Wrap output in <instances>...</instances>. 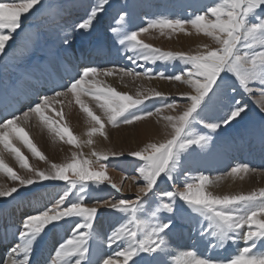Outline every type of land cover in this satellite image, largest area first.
Masks as SVG:
<instances>
[{
    "label": "snow or ice",
    "instance_id": "6c2138e0",
    "mask_svg": "<svg viewBox=\"0 0 264 264\" xmlns=\"http://www.w3.org/2000/svg\"><path fill=\"white\" fill-rule=\"evenodd\" d=\"M38 4L42 6V0H0V56L6 54V45L13 34L19 35L18 29L23 31L21 17ZM110 7V0H98L87 19L75 25V30H91L94 22H99L101 14ZM115 24L109 29L113 42L126 54H131L126 55L131 64L143 68L147 64L156 65L158 61H179L183 67L172 75H166L164 71L153 68L137 71L118 66L85 65L68 83L56 85L51 94L38 93L36 100L19 114L0 113V173L17 185L0 189V198L15 199L14 194H19L21 188L43 181L65 182L58 198L24 217L16 234L17 242L6 250L2 264H264V188L246 194L215 195L209 188L219 178L213 181L203 173L193 177L184 171V162L190 157L212 150L211 133L243 120L247 105L236 98L237 92L249 95L257 92L264 98V0H218L190 18L161 15L149 19L139 28L132 26L131 13L124 5L117 13ZM187 26L198 35L211 38L215 47L204 45L192 53L163 52L139 38L150 29L159 30L161 35L165 30L190 35ZM61 44L65 50L71 47L70 33L65 32ZM115 73H119L121 79L174 81L185 85L189 91L182 94V104L165 102L153 112L146 110L145 102L154 97L168 101V97L158 91L151 94L137 91L133 96L117 91L100 79ZM69 95L90 119L88 145L93 144L91 137L97 133L107 139L106 124L113 128L121 124L132 125L164 109L176 111L182 107L183 110L176 115L162 117L166 121L165 127L170 129L163 142L148 143L142 149L127 154L140 162L135 169L137 175L132 177L134 181H143L142 186L137 187L135 199L99 196V193L107 191L101 187L106 181L108 187L121 191L106 174L110 165L99 162L110 158L118 160L125 155L123 152L109 154L93 150L91 155L96 157V161L78 159L73 153L71 162L52 163L51 171L46 172L34 169L21 151L18 145L27 148L34 158L46 161L24 127L33 117L48 126L61 140L67 137L68 144L79 146L77 137L67 126L55 127L45 115L51 110L63 120V109L57 110L56 105L62 104L61 98ZM82 97L95 101L101 115L95 114ZM222 101L228 102L224 105V114L214 122L205 119ZM261 111L264 112V106ZM197 125H202L209 132L199 131L195 127ZM259 135L264 146V127ZM5 154L31 175H18L6 163ZM254 171L248 165L237 164L230 167L227 175L240 176ZM181 172L185 176L183 190L176 186ZM169 182L174 190L160 188L161 184L168 185ZM77 187L79 194L70 198ZM99 207L117 215V223L101 241L110 250L103 255L94 248L100 239L95 229ZM65 225L70 228L65 238L57 242L46 259H36L39 244L49 233ZM185 229L192 244L177 256L173 251L172 237ZM241 242L243 245L227 259L210 254L229 243L239 245ZM200 247H204L203 254Z\"/></svg>",
    "mask_w": 264,
    "mask_h": 264
},
{
    "label": "bare ground",
    "instance_id": "6f19581e",
    "mask_svg": "<svg viewBox=\"0 0 264 264\" xmlns=\"http://www.w3.org/2000/svg\"><path fill=\"white\" fill-rule=\"evenodd\" d=\"M79 5H80V3H76V2L72 3L71 7L67 11H65V13H67L65 15L66 16L68 15V19L64 23L61 22L60 13L59 14L57 13L56 15L54 14L53 16H51L50 14H45L41 17L42 23L41 22H39V23H41L42 25H45V24L50 25V27L48 25V27L46 28V31H47L48 35H52V38H53V36H56V37H59L61 40V38L64 36L65 32L70 33V35L72 37L73 34H72L71 28L73 26H75L76 24L80 23V21H81L80 19L75 18L76 17L75 16L76 8ZM197 5L198 4H196V6ZM39 6H41V5H39ZM33 9H31L29 11V13L23 15L21 17V20L23 21L24 19H27L28 21L29 20L32 21L34 18V14H31ZM108 18H109L108 23H105L104 25L102 24V26H96V24L94 23L93 28L91 30H85V31H89V34H91L94 32V30L97 29L95 32H98V34H96V35L100 36V35L104 34V41L99 42V39H98V42L92 43L91 45H88V46L80 47L79 49H76V50H72L75 46L74 45L75 42L74 43L72 42L71 47H70L72 51L69 53L70 57H71L70 58L71 64H68V62H67L68 58H69V56L67 54H65V53L59 54V52H56V50L49 52V55L53 59H56L58 64L62 67V73H63L62 75L65 76V78H68V76L71 77L73 66L75 69H78L79 67L81 68L85 65H95V66H99V67H103V66L108 67L109 65L111 66V65L115 64V65L123 67V68H135L137 71H143L146 68H153L155 71H161V70L164 71L166 75H172L175 72L182 69L183 65L180 62H176V63H174V65H170V63H164V62L158 61L156 65L147 64V65H144L143 68L139 67L138 65L131 64L130 61L126 58V55H131V54L130 53L126 54L122 49H120L119 45H116L113 42L112 34L109 31V29L111 28V23H113L112 24L113 27L116 26V24L114 25L116 17L114 18V16H112V14H110L108 16ZM41 24H37V25H41ZM28 26H29V24H28ZM14 36H16V35L13 34V37ZM179 36H181V35L179 34ZM12 39H10L9 41H11ZM183 39H184V37H181V38L179 37L180 41H183ZM81 41H82V39H81ZM187 41H188V44H187L188 46L184 47V51L188 52V53H192V52H195L197 50H200L203 48L204 45H209V46L212 45V43H211L212 40L204 38L201 34L198 36L193 35ZM189 42H192V43L189 44ZM193 42H197V45H195V43L193 44ZM48 47H50V46L48 45ZM47 52L48 51H46L45 54H48ZM32 54L33 53L31 50L28 51L26 53V55L21 54L25 57H17V59L15 60V64L16 65H22L23 67L28 66L27 64L29 63V60L33 61L30 59V58H32L31 57ZM57 55L59 56V59H57ZM60 55H62V57ZM61 58H63V60H61ZM53 59H52V61H53ZM43 60H44V58H43ZM59 61L64 62L65 66L61 65ZM37 62H38V60H37ZM43 62H46V60ZM47 65L49 66L48 63H47ZM40 66H42V64H40ZM51 68H53V67H51ZM39 70H41V68ZM26 71H28V70H26ZM48 72H49V70H48ZM29 74H31V73L29 72ZM30 77H31V75H30ZM35 77L37 78V75ZM69 80L70 79H67L66 81H69ZM102 80L104 81V83L106 85H110L113 88H118L119 83L122 82L123 86L126 87V88H124L126 90L131 89L135 92L140 91V92L145 93V94H151V92H157L158 91V92L165 94V96H167L169 94L170 95L173 94L178 99H182V94L189 91V89L185 85H182V84H180L178 82H174V81L170 82V81H167L164 79H151V80H149L146 78H141V79L133 80L130 77H124L123 79H119L118 77L113 75V76H108V77H102ZM39 81H41V80H39ZM40 85H43V84H41V83L37 84V82L34 83L33 81L31 83V87H33L35 89H37V87ZM54 85H55V83H54ZM45 86H47V85H45ZM53 88H54V86L50 85V88H48V89H53ZM254 93H255V98H253L254 102L256 100L259 103L260 107L264 106V98H261L259 93H257V92H254ZM238 95H240V93ZM5 99H7V98H5ZM9 103H10V101H9ZM9 103L3 105V108H5L4 109L5 112L6 113L16 112L17 107L12 106L11 107L12 109H11V108H9ZM226 103H228V102L222 101L220 105H218L217 107L212 109L207 114L205 119L214 122L219 116L224 114V111L226 110L224 105ZM252 103H253V101H252ZM25 108L26 107L24 104L23 107L21 108V110L25 109ZM255 113H257V112L255 111ZM85 115L81 114L79 117L78 115L74 116L71 114V116L68 119H66L64 121H60L61 127L67 126L69 128V130L71 131V133L77 137V141H78L79 146H73V145L68 144L67 143V137H65L64 140H61L59 137L51 134L48 131H47L48 134H47V132L43 133L42 127L40 126L41 123L40 124L39 123L34 124V126L32 127L33 128V132H32L33 143L37 146L38 150H40L42 152V154L46 157V161H41L38 158H36L35 159L36 160L35 166H32V167L34 169L47 172V171H51L50 165L52 163L64 164V163L71 162L73 153L77 154L78 159H79V156L80 157L82 156L81 157L82 159H89L90 161H96V157L91 155L93 150H95L97 153H109V154L112 152H116V153L123 152L125 155L123 157H120L118 160L110 158L109 161H100L99 163H105V164L110 165L106 169V174L112 183L117 184L121 188V193H120L121 195H117L116 192L113 193V195H115L116 198H121L122 196H124V198L126 199L127 198L126 196H130V197L135 196L137 194L136 193L137 188H136L134 183L141 182V184H143V181L140 179H136L135 181H133V180H131L132 178H125V176L129 172L132 173L133 171H135L138 163H140V162L133 160V158L129 157L127 154L130 151H137V150L142 149L148 143L163 142L167 138V133L170 131L169 128L165 127L166 121H164V123H161L160 125L158 123L153 124L150 121H145L144 125L140 127L138 132H136L135 135L130 137V140H128V142L134 143V145H131L130 143L127 144L126 142L125 143L122 142V138H119V137H115L112 140H110L109 137L107 139H105L103 136L99 135V133H97L91 137V139L94 142L92 145H88L87 141L89 139V136L87 135V133L91 130V122H90V119L87 117V115H86V117H85ZM99 115H101V113ZM167 115H176V111L167 110L165 116H167ZM254 119H256L254 116H252L251 118H246L247 127L245 126L246 124L245 125L242 124V125H244V127L246 128L247 131H248V129H250L252 127V125H250V124H253L252 121ZM244 120H245V118L243 120H241L239 123H242ZM34 122H36V121H34ZM236 124H238V123L233 122L232 125H230L228 127H222L217 132L211 133V135L213 136V144L219 145L220 142H222V141L229 142V134L231 133L233 136L234 142H236V145L230 144V150H232L234 153H236V151H238L236 149L239 145L242 149V151L239 154L236 153L234 155V157H233L234 163L232 165L235 166L237 164H245L248 166L264 169V146L261 145V141L259 138L260 136H256L255 138H253V137H251L252 136L251 134H250L251 136L249 135L250 132L249 133H243L242 132L243 129L241 128V126L238 129L235 128L234 125H236ZM198 126H199V128L198 127L197 128L199 129V131L205 132V133L209 132V130L203 128L202 125H198ZM252 129H253V127H252ZM229 130H230V133L228 134ZM238 131H241L242 133H239ZM249 139H251V140L249 141ZM197 150H199V149H197ZM218 154L220 156V152L217 153L216 155H218ZM222 154L223 153H221V155ZM206 158H208V157H206ZM216 158H218V157H216ZM92 167H98V165H92ZM184 169H188V168H186L184 166ZM193 169H195L194 165L192 168L190 167V170L187 171V173L193 177L198 176L199 174L195 173ZM184 171H186V170H184ZM23 173H25L24 170L22 171V174L20 172L17 174L21 176V175H23ZM181 173H183V172H181ZM250 173H254V172H250ZM256 174H258L261 177H264V172H256ZM184 179H185V176H184V174H182L181 177L176 181V186H179L180 190H183L182 186H183ZM213 181H217V179H215ZM64 185H65V182H62V181H47V182L42 183V184H40L37 187L32 188V189L30 188L27 190H23L21 188L19 194H14V196L16 197L15 199H12L11 197L0 198V264H2L3 259L5 258L6 250L17 242L16 234L20 230V226L23 222L24 217L26 215H29V214H34L35 212H37L40 209H43L45 207V204H43L44 203L43 199L46 198L50 192L54 191V193H56L58 190L63 191ZM168 185H170V186L169 187L163 186L162 189L167 188V190H174V186L171 184V182H169ZM258 185H260L261 187H258ZM7 188H9L8 183L6 182L4 175H2V173H0V189H7ZM260 188H264V178L261 180V183L252 186L251 184L248 183V175L247 174H241L240 176L228 175L225 180H221V181L218 179V182L213 184L209 188V190L211 192H213V194H215V195H230V194H240V193L246 194V193L253 191V190H259ZM74 191H76V192L72 193V198L79 194L78 187ZM102 195H100V197ZM149 195H151V193ZM48 199H49V197H48ZM144 199H147V198H144ZM99 211H100V209H99ZM19 212H21V214H19ZM106 212H107L106 209L98 212L99 214H98V218H97L96 225H95L96 232H98L100 234V239H98L96 241V243L94 244V248L98 249V252L100 255H103V254L110 251L109 249H107L106 245L101 242L102 240L106 239V234H107L105 232V229H104L105 225L102 224L104 221H106L104 219ZM18 215H23V218H19ZM13 216H15L14 219H13ZM110 222H111V224H110L111 225L110 230H111V228L117 223V219H110ZM69 231H70L69 226L65 225L63 228H57L55 230V232L49 233L48 236L39 244L35 258L38 260L46 259L49 256V254L53 252L54 247L56 246L57 242L63 240L65 238V236L69 233ZM172 241H173V251L177 256H180V254L186 248L191 247V244H192V241L189 239V235H188L187 230H186V233H184V234L181 233V231H178L172 237ZM242 245H243V242H241L239 245L229 243V244L225 245L224 253H222V249H214L211 251L210 254L215 258L225 259L224 258L225 253H227L225 255L231 256V254H233L234 250L236 249L235 247H240ZM199 251H200V253L203 254L204 253V247H200ZM169 260L171 261V257H169Z\"/></svg>",
    "mask_w": 264,
    "mask_h": 264
},
{
    "label": "rangeland",
    "instance_id": "374dc122",
    "mask_svg": "<svg viewBox=\"0 0 264 264\" xmlns=\"http://www.w3.org/2000/svg\"><path fill=\"white\" fill-rule=\"evenodd\" d=\"M74 1L76 3H80V5L77 6V8H76V13H75V16H76L75 18L80 19L81 20L80 22H83L84 20L87 19V15L90 12L91 7L96 6V4L98 2V0H74ZM74 1L73 0H45V1L43 0L42 1L43 5L39 6L40 4H38L33 9V11L31 12V14H34L33 20L28 21L27 19H24L22 21L23 22L22 23L23 31H20L18 29L17 31L19 32V35L14 36L11 41H8V44L6 45V50H5L6 54L0 56V98H1L0 99V113H3L4 115H10L11 114V113H6L4 110L5 108H3V105L8 104L10 101L9 108H11L12 106H16L17 111L15 113L19 114V112L21 111V108L23 107L24 104H25V107H27L32 101L36 100L38 93L51 94L52 89H48V88H50V85H53L54 87L56 86V84L54 85V83H55L54 77L59 81L60 84L61 83L66 84V83H68V81H66L67 79H71L72 77L77 75V72L80 70V67L78 69H75L73 66L71 77L68 76V78H65V76L62 75L63 74L62 73V67L58 64L56 59H53L49 55V52L56 50V52H59V54L60 53L67 54L69 56L67 62H68V64H71V60H70L71 57H70L69 53L72 50H76V49H79L80 47L91 45L92 43L98 42V39H99V42L104 41V34H102L100 36L96 35V34H98V32H95L97 29L94 30L93 33L89 34V31H83V33H82L80 31L75 30L74 29L75 26H73L71 28L72 34H73L72 35V42L73 43L75 42V44H74L75 46L72 50H71V48H69L68 50H65V47L61 44V40L59 37L53 36V38H52V35L47 34L46 28L48 27L49 24L48 25L47 24L42 25L41 24L42 23L41 17L45 14H50L51 16H53L54 14L56 15L57 13L58 14L60 13L61 22L64 23L68 19V15L67 16L65 15V14H67V13H65V11H67L71 7L72 3H75ZM217 2H218V0H110L111 5H113V6L110 8H107L106 11L101 14V16L99 17V22H94V23L96 24V26H102V24L104 25L105 23H108V21H109L108 16L110 14H112V16H114V18L115 17L117 18V13L120 11L121 7L124 5H127L128 7L130 6L128 8V10L131 13L132 26L134 28H139V27H143L149 19L156 17V16H161V15L176 16V17L187 19V18H190V16L197 14L198 12L205 11L207 9V7L213 5L214 3H217ZM196 4H198V5L196 6ZM39 22H41V23H39ZM28 24H29V26H28ZM37 24H41V25H37ZM112 24L113 23H111V27H113ZM114 25H115V23H114ZM49 27H50V25H49ZM187 27H188V30L191 32L190 35H186L183 32H170L168 30H166L164 32V34L161 35L159 30L150 29L149 30L150 32H147L144 34L142 33L139 38L141 40H143L144 43L150 44L155 48H159L163 52H168V51L185 52L184 47L188 46L187 40L190 37H192L193 35L198 36V34L195 32V30L191 29L190 26H187ZM179 34L181 36H179ZM179 37L180 38L184 37L183 41H180ZM203 37L211 40V38H209V37H205V36H203ZM81 39H82V41H81ZM191 43L192 42H189V44H191ZM194 43H195V45H197V42H193V44ZM211 43H212L211 47H215V44L213 43V41H211ZM48 45H50V47H48ZM30 50L33 53L31 56L32 58H30V59L33 61L29 60V63L27 64L28 66H26V67H23L22 65H16L15 60L17 59V57H25L23 55H26V53ZM46 51H48L47 52L48 54H45ZM21 54H23V55H21ZM60 56L62 57V55H60ZM50 57L53 59V61ZM43 58H44V60H43ZM37 60H38V62H37ZM45 60L49 64V66L47 65L46 62H43ZM61 60H63V58H61ZM39 62H42V66H40ZM176 62H179V61H176ZM176 62H168V63H170V65H174V63H176ZM113 66H117V65H115V64L111 65V66L109 65L108 67L103 66V68H112ZM51 67H53V68H51ZM118 67H120V66H118ZM40 68H41V70H39ZM26 70H28V71H26ZM48 70H49V72H48ZM29 72L31 74H29ZM30 75H31V77H30ZM36 75H37V78L35 77ZM114 76L121 79L119 73H115ZM102 77H104V76L100 77L101 80H102ZM39 80H41V81H39ZM32 81L34 83L37 82V84L41 83L43 85H40L37 87V89H35V88L31 87ZM45 85H47V86H45ZM124 88H126V87L123 86V83L121 82V83H119L118 88H115V89L117 91L122 92V93H128V94L133 95V96H135V94L137 93L131 89L126 90ZM239 93L241 96L238 95ZM235 95H236L237 99H240L242 101V103L247 105V113H246V115H244L245 120L242 123H238V124L234 125V127L238 129L241 126V128L243 129L242 132L243 133H249L250 132L249 135L251 134L252 136L251 135L250 136L253 138H255L256 136H260L259 135L260 130L262 127H264V112L261 111V109H260L261 107H260L259 103L256 100L254 102L253 98H255V93L253 92L251 95H248V94L246 95L245 93L238 92ZM167 97H168V101H164V100H162L160 98H156V97H154L151 100H147L145 102L146 110H150V111L155 112V109L157 107H160L165 102L177 101V102H180L181 104L183 103V99H178L173 94H171V95L169 94V95H167ZM5 98H7V99H5ZM61 99H62V104L56 105V108H57V110H59L60 108L63 109V120H61L60 117L55 115V113L51 110H49L45 113V115H47L54 122L55 127H61L60 121H64V120L68 119L71 116V114L74 116L78 115L79 117L81 114L85 115V113H83L81 111L79 105H77L75 103V100H74V98L71 97V95H69V97H67V98H61ZM82 100L84 102L86 101V103L89 105V107L93 110V112L95 114L99 115L101 113V110L96 106L95 101L91 100L90 97H82ZM252 101L254 104L252 103ZM145 105H141V107H145ZM167 110L168 109H164L161 113L155 114V115L148 117L144 120L137 121V122L133 123L132 125L121 124L119 127L113 128L111 125L106 124L104 131L107 135V138L109 137L110 140H112L115 137H119V138H122V142H124V143L126 142L127 144H129L130 142H128V140H130V137L134 136L135 133L138 132L140 127L144 125L145 121H150L153 124L158 123L159 125L161 123H164V120L162 119V117L166 115ZM182 110H183L182 107L177 108L176 113L179 111H182ZM255 111L257 113H255ZM12 113H14V112H12ZM252 116H254L256 118L252 121L253 124H250V125H252L253 129L251 127L250 128L251 130L248 129V131H247L246 128L244 127L245 124H246L245 126L247 127L246 118H251ZM85 117H86V115H85ZM34 121H36V122H34ZM36 123L40 124L41 122L39 121V119L37 117H33L24 125L25 130L28 132L29 137L32 141H33V139H32L33 128L32 127ZM242 124H244V125H242ZM40 126L42 127L43 133H46L48 131L51 134L55 135L54 132L49 130L48 126H46L42 123L40 124ZM195 127L199 128L198 125ZM48 132H47V134H48ZM238 132L242 133L241 131H238ZM229 133H230V130L228 131V134ZM250 140L251 139H249V141ZM233 142H234L233 136L230 133L229 134V142L222 141V142H220L219 145L213 144L214 147L212 148V150L209 153H206V154L201 153L200 155L194 154L187 161H185L184 166L188 169H184V170H186V172H187L190 170V167L192 168L194 165L195 169H193V170L197 174L203 173L205 175H208L211 180H215L217 178H219L220 181L225 180L226 177L228 176L227 175L228 170L230 169V167L233 166L232 164L234 163L233 162L234 155L236 153L239 154L242 151L240 145L237 147L236 150H238V151H236V153H234L232 150H230V144L236 145V142H234V143ZM130 144L134 145V143H130ZM18 146L21 148L22 152H24L23 154L28 158L30 165L35 166V161H36L35 159L36 158H34L32 156V154L27 150V148H25L22 145H18ZM197 152H199V150H197ZM219 152H220V156H219V154L216 155ZM221 153H223L222 154L223 156L221 155ZM81 157L79 156V159H82ZM206 157H208V158H206ZM216 157H218V158H216ZM5 161H6V163L9 164V166L13 167V169L17 173L20 172L22 174L23 170L19 168V165L16 163V161L11 156L5 154ZM250 167L252 169L256 170V171H254V173H248L247 174L248 175V183L251 184L252 186H254L256 184L261 183V180L264 178V177H261L258 174H256V172H264V169L252 167V166H250ZM50 169H51V167H50ZM24 172L25 173H23V175H21V176L26 177V176L31 175V173L27 172L26 170H24ZM182 174H184V172L181 173V175ZM2 175H4L5 180L8 183L9 188L17 186L16 182H13L5 174L2 173ZM136 175H137L136 171H133L132 173L129 172L125 176V178H132L133 176H136ZM181 175H180V177H181ZM131 180H133V179H131ZM45 182H47V181H43L41 183H37V184H34L32 186H29V187H24L22 189L23 190H27L30 188L32 189V188H35L38 185L45 183ZM134 184H135L136 188L138 186H142L141 182H137ZM163 186L169 187L170 185L161 184L160 188L162 189ZM101 187L107 188V191L99 193V196L103 194L101 197L116 198L115 195H113V193L116 191L114 189H111L110 187H108L107 182H105L104 185H101ZM258 187H261V186L258 185ZM74 190H73V193L76 192ZM60 192L62 193V190H58L56 192L57 194L54 193V191L50 192L51 194L49 193V195L43 199V201H44L43 204H45V206H47L50 203H52L56 198H58L59 194H61ZM120 193H121V191L116 192L117 195H121ZM136 196H137V194L135 196H131V197L126 196L127 197L126 199H135ZM48 197H49V199H48ZM70 198H72V195L70 196ZM121 198H124V196H122ZM116 199H120V198H116ZM99 209L101 211V210H105L106 208L99 207ZM106 210H107V212L105 213V218H104L106 221H104L102 224L105 225V228H104L105 232L108 233L110 231V227H111L110 219H117L116 218L117 215L112 213L109 209H106ZM100 211H98V212H100ZM21 212H19V214H21ZM18 216H19V218H23V215H18ZM14 218H15V216H13V219ZM181 233H183V234L186 233V229L181 230ZM235 248L237 249V247H235ZM236 249L234 250L233 254H231V256L234 255V253L236 252ZM224 251H225V247L222 248V253H224ZM225 254H227V253H225ZM225 254H224L225 259H227V257L228 258L231 257V256H227Z\"/></svg>",
    "mask_w": 264,
    "mask_h": 264
}]
</instances>
